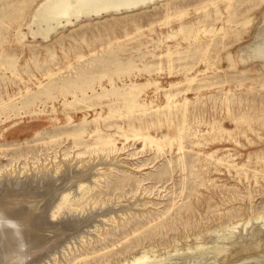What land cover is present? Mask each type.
<instances>
[{
    "label": "rangeland",
    "instance_id": "1",
    "mask_svg": "<svg viewBox=\"0 0 264 264\" xmlns=\"http://www.w3.org/2000/svg\"><path fill=\"white\" fill-rule=\"evenodd\" d=\"M4 179L16 264H264V0H0Z\"/></svg>",
    "mask_w": 264,
    "mask_h": 264
},
{
    "label": "bare ground",
    "instance_id": "2",
    "mask_svg": "<svg viewBox=\"0 0 264 264\" xmlns=\"http://www.w3.org/2000/svg\"><path fill=\"white\" fill-rule=\"evenodd\" d=\"M32 180H35V177ZM7 182H10V180L8 179L0 180V187L2 185H5ZM13 182H15L17 185H20L21 182H23V180L15 179ZM23 211L25 213L19 214L20 210L18 209L11 210V209H7L6 207L0 206V220L3 221L2 224L0 222V264H16L17 261L20 260V258L23 256L16 254V251L18 248L24 247L26 245V240L27 238H29L27 236L26 231L32 232L31 230L33 228L32 226H29V224L25 222H21V223L16 222L15 220H13L14 219L13 216L20 215V216H27V218L30 216V220L31 218L36 217V216L31 217V214L27 212V210H23ZM79 217L80 216L78 215H72V216H68L67 219L77 223V221H79ZM88 217L89 216H86L85 218L87 219ZM82 231L83 230H80L79 233H77L78 235L75 234L70 239L77 240L79 234L83 233ZM31 235L32 233L30 234V238L34 237L33 235L32 236ZM48 255H49L48 253L47 255L45 254L44 258H46ZM44 258L40 260L43 261ZM35 261H37V259L35 260L34 258L31 262H28L26 264H36Z\"/></svg>",
    "mask_w": 264,
    "mask_h": 264
},
{
    "label": "water",
    "instance_id": "3",
    "mask_svg": "<svg viewBox=\"0 0 264 264\" xmlns=\"http://www.w3.org/2000/svg\"><path fill=\"white\" fill-rule=\"evenodd\" d=\"M72 242H75V241L72 240ZM72 242H71V243H72ZM53 255H55V253H52L51 256H50V254H49V256H47L46 258L43 259V261L46 260V259H51Z\"/></svg>",
    "mask_w": 264,
    "mask_h": 264
}]
</instances>
